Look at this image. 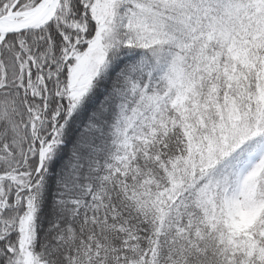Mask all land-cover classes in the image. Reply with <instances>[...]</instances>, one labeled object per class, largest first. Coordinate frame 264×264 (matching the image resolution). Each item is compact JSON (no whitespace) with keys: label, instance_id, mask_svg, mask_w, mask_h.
Returning <instances> with one entry per match:
<instances>
[{"label":"snow or ice","instance_id":"snow-or-ice-1","mask_svg":"<svg viewBox=\"0 0 264 264\" xmlns=\"http://www.w3.org/2000/svg\"><path fill=\"white\" fill-rule=\"evenodd\" d=\"M0 264H264V0H0Z\"/></svg>","mask_w":264,"mask_h":264}]
</instances>
